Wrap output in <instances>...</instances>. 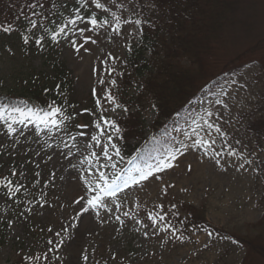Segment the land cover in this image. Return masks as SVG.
Segmentation results:
<instances>
[{"label":"rangeland","instance_id":"rangeland-1","mask_svg":"<svg viewBox=\"0 0 264 264\" xmlns=\"http://www.w3.org/2000/svg\"><path fill=\"white\" fill-rule=\"evenodd\" d=\"M101 2L107 12L87 0L84 20L58 42L27 28L0 33V94L37 106L28 91L46 98L65 78L70 107L61 128L32 120L10 133L0 120V264H264V0H221L214 35L181 28L189 52L174 47L157 0ZM136 19L156 31L157 61L167 55L171 71L194 75L165 87L173 97L163 107L179 114L161 117L141 94L146 76L133 85L127 76L140 25L125 21ZM139 94L143 107L129 111L142 125L124 150L170 148L134 171L116 154L123 133L112 121L126 118L115 98Z\"/></svg>","mask_w":264,"mask_h":264},{"label":"trees","instance_id":"trees-1","mask_svg":"<svg viewBox=\"0 0 264 264\" xmlns=\"http://www.w3.org/2000/svg\"><path fill=\"white\" fill-rule=\"evenodd\" d=\"M37 2L42 3L43 7H37L36 9L29 7L31 4ZM157 4V8L164 9L168 13L167 22L170 26H173L170 36L174 37L173 39H179V44H176V41L174 40V47L177 48L179 46L180 48V45L184 47L186 45L183 44L187 43V46L184 47L186 52L192 50L189 47H191L193 43H191V40L185 36L180 37L181 28L185 27L191 31L193 28L195 29L198 27L201 29V32L208 31L211 35H214L221 25L220 20L217 19L218 12L220 10L218 5L221 4V0H157ZM213 5H215V7L212 10ZM206 7H209L210 9H207ZM77 9L79 11H77ZM83 9L84 7L81 6L77 0H0V27H7L11 25L13 31L27 28V35L32 33H35L36 35L44 33L48 38V41L50 43H54L56 41L52 39V36L59 33V29L61 27H65V25H67L65 33L57 36V41L62 39L66 32L74 26L70 23V21L75 19L77 15L83 16ZM33 12H37L39 15H33ZM208 17L210 18L209 21ZM29 18L36 22V28H32L29 23ZM211 18L213 19L211 20ZM78 21L79 20H77L76 23ZM198 23L201 24L198 25ZM146 25V23L140 25L142 32L140 31V37L137 44L127 49V76L130 78L132 85L137 82V78L141 79L146 76L141 94L146 91L151 93L152 99L156 101L158 100L159 104H155L158 109V114L161 115V117L164 116V118H167L173 110L177 109L174 112L176 114H179L180 110H178L179 108H176V106L175 108L173 107L174 109L170 107L171 103L168 106L163 107L165 100L169 103V98L173 97V95H171L173 90L169 88L166 92L167 89L165 87L171 81L174 83L176 78L181 79L183 77L185 81L189 82L194 75L188 70H176V67L173 71H171L172 68L167 65L170 62L167 59V55L165 56V59L160 61L156 60L157 58L154 57V54H156L157 48V33L155 30L149 31ZM0 33L4 32L0 31ZM207 37H209L208 34L205 35V39H207ZM202 40L203 39H201L200 36L197 41L200 42ZM200 51V53L203 52V50ZM147 52L150 53V55L147 56ZM160 74L169 75H166V80H164L161 79ZM64 79L65 78L60 79L54 88L49 89V94L46 98L39 96L35 89H30V91H28L36 97L35 99L33 98L34 101L37 102L38 107L36 109H34L31 102L26 100L25 96L11 97L0 94V113H3L5 116V120H3L4 123L7 125L12 124V127H16L28 122L29 120L37 119L41 127H62L67 122L70 115V107L62 98L67 89V80ZM123 80H127L126 77ZM178 81L179 80H177V82ZM184 85L187 86V82ZM125 86L126 85L123 86L124 89ZM161 93L162 95H165L162 98L160 96ZM123 96H126V94H123ZM139 97L140 94L137 97L129 99L122 96L117 99L115 98L116 102L120 106L119 108H122L123 110L127 109L126 118L124 120L112 121L113 123L120 125L122 129V146L124 149L128 147V141L131 137L138 133V125H142V120L140 119L141 113L139 111L130 113L129 111V107H143L142 105H138L136 103L140 100ZM55 108L61 109V112L56 113L55 115H49ZM44 120L49 122H42ZM53 120L58 123H51ZM261 125L263 126L264 124ZM262 129L263 127L258 130L261 131ZM250 131L257 132V130ZM163 146H166V144L161 145L153 142L152 144L147 143L146 145L135 147V150L137 151L136 155H132L128 150L123 152L133 164H138L139 162L145 163L147 161L146 158L153 156H160L159 158H164L167 156V150L169 147L162 150ZM6 191L8 190H4V192ZM190 222L192 223V220H190Z\"/></svg>","mask_w":264,"mask_h":264},{"label":"snow or ice","instance_id":"snow-or-ice-1","mask_svg":"<svg viewBox=\"0 0 264 264\" xmlns=\"http://www.w3.org/2000/svg\"><path fill=\"white\" fill-rule=\"evenodd\" d=\"M77 2L80 3L81 6H83V7H87V0H77ZM114 2H115V0H113V3H114ZM92 3L95 5V7H96L97 9H101V10H103V11H105V12L108 11V9L105 7V4L102 3L101 0H92ZM29 7H31L32 9H36L37 7H43V4L37 2V3H33V4H31ZM77 11H79V10L77 9ZM33 15H39V13H37V12H33ZM113 16H115L114 13H113ZM116 19L119 20L118 17H117ZM77 20H84V17L81 16V15H77V16L75 17V19H73V20L70 21V23L73 24V25H75ZM29 23L31 24L32 28H36V27H37L36 22H35L34 20H31L30 18H29ZM90 23H91L93 26H97V19H96V18H92V19L90 20ZM107 23H108V21L105 20V21H104V24H107ZM125 23H135V24L138 25V26L141 25L142 23H149V26H151L150 22H148V21H143V22H142L140 19H136L135 21L128 20V21H125ZM66 27H67V25H65V27H61V28L59 29V33L54 34V35L52 36V39H53L54 41L58 42V41H57V36H58V35H61V34H64V33H65V28H66ZM0 31H2V32H4V33L11 34V32L13 31V28H12L11 25H9V26H7V27H0ZM81 31H83V30H81ZM114 31H119V24H117V28H115ZM140 31L142 32V28L140 29ZM22 39H23V42H24L25 44H28V43H29V36L24 35V36L22 37ZM86 39H90V37H88V38H86ZM42 40H43V37H41L40 39H37V40H36V44H37V45H41V41H42ZM72 43H73V46H75V42H72ZM77 50H79V49H77ZM108 98L111 100V99H112L111 95H109ZM216 103H217V104H223V106H224L225 108L228 107V105H227L223 100H219V99H218V100L216 101ZM125 111H127V109H125ZM59 112H61V109H59V108H55V109H53V112L50 113L49 115H55L56 113H59ZM0 120H5V116L3 115V113H0ZM42 122H44V123H48L49 121L44 120V121H42ZM51 123L56 124V123H58V122L53 120V121H51ZM81 127H85V126H84V125H81ZM8 131H9L10 133H15L16 129L12 127V124H8ZM217 131H220V129L217 128ZM116 154L119 155V151H117ZM175 159H176L175 156L171 157L170 160H169L168 162H166V163L164 164L163 167H164V168H171V167H174V165L171 163V160H175ZM218 162H219V161H217V163H218ZM160 170H163V169H158V171H160ZM13 174H14V173H13ZM142 179H147V177H142ZM6 186H11V181H8V184H7ZM16 191H19V188H18V187L13 188L11 194H12V195H15V192H16ZM161 219H163V217H161ZM166 230H167V229H166ZM209 235H210V234H209ZM85 259H87V257H85Z\"/></svg>","mask_w":264,"mask_h":264}]
</instances>
